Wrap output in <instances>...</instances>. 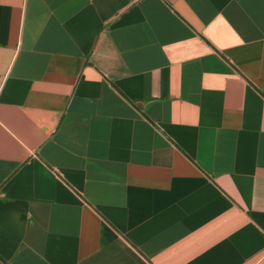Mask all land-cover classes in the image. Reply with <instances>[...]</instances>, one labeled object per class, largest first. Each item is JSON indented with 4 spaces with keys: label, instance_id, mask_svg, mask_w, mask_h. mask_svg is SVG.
Wrapping results in <instances>:
<instances>
[{
    "label": "crops",
    "instance_id": "obj_1",
    "mask_svg": "<svg viewBox=\"0 0 264 264\" xmlns=\"http://www.w3.org/2000/svg\"><path fill=\"white\" fill-rule=\"evenodd\" d=\"M0 264H264V0H0Z\"/></svg>",
    "mask_w": 264,
    "mask_h": 264
}]
</instances>
